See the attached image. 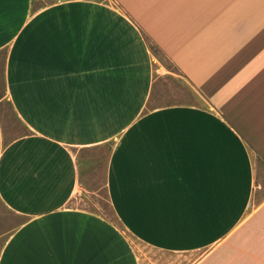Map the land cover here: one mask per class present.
Segmentation results:
<instances>
[{"label":"crops","instance_id":"crops-1","mask_svg":"<svg viewBox=\"0 0 264 264\" xmlns=\"http://www.w3.org/2000/svg\"><path fill=\"white\" fill-rule=\"evenodd\" d=\"M0 76V264H264V0H0Z\"/></svg>","mask_w":264,"mask_h":264},{"label":"rangeland","instance_id":"rangeland-1","mask_svg":"<svg viewBox=\"0 0 264 264\" xmlns=\"http://www.w3.org/2000/svg\"><path fill=\"white\" fill-rule=\"evenodd\" d=\"M155 56V62L157 66L163 65L168 70H173L163 57L154 49H152ZM165 70L161 69L160 73H164ZM161 92L158 94L157 101L161 104H172V103H187L194 101L190 94V91L186 84L172 74H166L165 79L160 81L159 86ZM2 90V79L0 76V95ZM195 102V101H194ZM3 120L5 123L6 130L11 131L12 135L23 134L24 128L22 125L16 122L15 118L11 115V111L7 105L2 108ZM91 161V159H88ZM104 166L105 158L99 157L94 158V164H90L89 169L86 172V176L83 178L81 190L79 192V198L83 199L76 202V206L88 209L100 211L101 213L110 215L111 211L106 201V194L104 190ZM262 176L264 177V168L260 167ZM5 223L0 222V227L8 226L15 222L14 217L8 213L3 214Z\"/></svg>","mask_w":264,"mask_h":264}]
</instances>
